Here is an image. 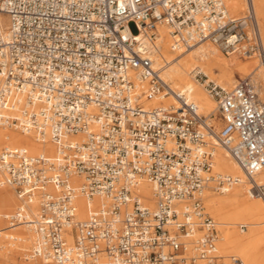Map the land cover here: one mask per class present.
I'll return each instance as SVG.
<instances>
[{"label": "built area", "instance_id": "1", "mask_svg": "<svg viewBox=\"0 0 264 264\" xmlns=\"http://www.w3.org/2000/svg\"><path fill=\"white\" fill-rule=\"evenodd\" d=\"M245 1L235 18L223 0H0L9 19L7 33L0 30V130L54 149L47 157L0 145V188L20 201L3 220L6 230L31 232L27 261L244 264L219 252L220 226L203 196L241 183L213 173L217 144L243 172L246 195L264 202V183L255 180L264 169L259 86L247 76L226 88L192 72L215 101L216 131L214 117L163 80L153 50L165 26L172 52L208 42L227 57L263 64L258 20ZM167 98L174 104L160 103ZM152 101L159 104L147 107ZM143 183L152 186L153 207L139 193Z\"/></svg>", "mask_w": 264, "mask_h": 264}, {"label": "bare ground", "instance_id": "2", "mask_svg": "<svg viewBox=\"0 0 264 264\" xmlns=\"http://www.w3.org/2000/svg\"><path fill=\"white\" fill-rule=\"evenodd\" d=\"M223 1H227V12L229 7L232 13L237 14L241 12L246 2L244 0ZM252 5L256 18L260 20V34L264 47V0H252ZM3 16L8 19L6 15L0 13V30L7 33L9 19L8 24H6ZM156 39L153 61L155 66L159 67L161 77L169 85L171 84L170 87L175 93L183 94L194 102L198 107L199 114H204L203 116L205 117H214L217 109L214 99L205 94L203 87L192 76L194 70L200 71L209 79H213L217 71V83L222 87L233 86L234 74H245L249 70L257 71L255 74L262 82L259 93L264 97V63L262 64L258 59L253 58L258 62L254 61L251 64L239 62V57L237 56L230 61H225L219 55V49L208 42L186 52H172L170 49L169 29L165 26L157 27ZM254 79L256 80V78ZM182 86L184 87L181 88ZM160 103L164 105L174 104V100L167 98L161 100ZM158 104L159 101H152L147 104V107H154ZM216 119L212 118L211 123L214 124L215 130L218 131L219 125L215 122ZM2 143L12 148L25 147L31 155L43 154L47 157H52L54 154V149L51 145L40 144L33 135H23L12 130H0V145ZM215 145L213 173L217 172L220 175L239 178L241 181L239 185L234 186L225 194L216 195L215 192L208 190L203 196L207 212L220 224V235L217 244L219 252L221 251L223 255L236 256L244 264H264V259L259 253L260 246L264 243V238L260 236L261 231L264 229V206L255 198H250L246 195V182L243 172L221 146ZM255 180L264 183V169L255 176ZM81 182V178L75 177L72 179V183L75 185H79ZM139 193L143 202L149 207H153L152 186L143 183ZM17 198L7 187L0 188V225L3 217L8 216L16 206L17 208L20 206H18ZM97 204V199L89 201L91 207H95ZM76 205L79 218L85 219L87 215L86 200L78 196ZM30 212H35L34 207L30 208ZM237 225H245L248 230L237 231ZM20 228H24L26 231ZM220 228L223 230L222 235ZM6 229L0 228V235L5 234L3 236L5 240L9 238L16 239L15 242H7V244L12 247L18 246L20 248L19 251L24 250V253H26L31 244V232L26 227H18L13 230ZM22 243H25L24 249L21 246ZM13 251L12 249L11 253ZM24 257H26V254H24ZM9 260L11 263L12 259L10 257ZM24 260L27 261L26 258Z\"/></svg>", "mask_w": 264, "mask_h": 264}, {"label": "rangeland", "instance_id": "3", "mask_svg": "<svg viewBox=\"0 0 264 264\" xmlns=\"http://www.w3.org/2000/svg\"><path fill=\"white\" fill-rule=\"evenodd\" d=\"M245 1V0H244ZM225 5L227 6V1H225ZM244 8L241 10V12H239L238 14L237 13H232V11H230V9H229V7H228V14L231 16V17H235V18H241L242 16H244V13H245V10H246V2H245V5L243 6ZM4 17V22L6 23V24H8V19L5 17V16H3ZM258 20V19H257ZM259 21L260 20H258V24H259V29L261 28V26H260V23H259ZM128 28H129V31L133 34V35H135L136 34V32H137V30H136V27H135V25L133 24V23H131V24H129L128 25ZM219 52V51H218ZM219 55L221 56V58L223 59V60H225V61H230V60H232V59H234V57L235 56H230V57H227V56H225V55H223L222 53H220L219 52ZM239 62H243L244 64H251V62H254V61H256V59H249V60H243V59H240L239 58V60H238ZM256 62H258V61H256ZM255 73H257V71H252V70H249L248 72H246L245 74H234L233 75V85H234V83H235V81L237 80V79H239V78H244V77H247V76H252L253 78H256V82H257V85L259 86V90H260V87H261V81L257 78V75L255 74ZM218 74V72L216 71V74L214 75V77H213V79H209V80H213V81H216L217 82V79H216V75ZM193 76V75H192ZM199 84H200V86H202L203 87V90L205 91V87H204V82L206 81V79L205 78H202V79H199V78H194ZM170 86H171V84H170ZM184 86H182L181 88H183ZM174 88V87H173ZM226 88H230V86H226ZM174 89H176V88H174ZM261 90H262V88H261ZM261 92V91H260ZM205 94H207V96H208V93L205 91ZM263 97V96H262ZM264 98V97H263ZM204 115V114H203ZM214 118H217L216 119V121L215 122H217L218 123V125H219V129H220V127H221V121L219 120V116H218V112L217 113H215V115H214ZM214 173H216V174H218L217 172H214ZM8 190L11 192V193H13V195L15 196V197H17L16 196V194H15V192L12 190V189H10V188H8ZM216 195H219V194H217V193H215ZM256 199V198H255ZM17 200H18V206L20 205V201H19V199L17 198ZM257 201H259V202H261V204H263V206H264V203L261 201V200H259V199H256ZM205 206V205H204ZM16 208H17V206L8 214V215H11V214H13L14 212H15V210H16ZM205 209H206V207H205ZM206 212H207V209H206ZM208 213V212H207ZM209 214V213H208ZM210 215V214H209ZM211 216V215H210ZM211 218H213L212 216H211ZM214 219V218H213ZM216 222H217V220L216 219H214ZM219 224V223H218ZM220 225V224H219ZM0 228H7V224H6V222L3 220L2 221V223H1V225H0ZM20 229H23V230H25L24 228H20ZM247 229V228H246ZM245 229V230H246ZM236 230L238 231L239 230V227H238V225L236 226ZM248 230V229H247ZM26 231V230H25ZM220 231H221V235H222V229L220 228ZM246 233H247V231H246ZM245 233V234H246ZM243 235H244V233H243ZM3 236H5V234H3V235H0V264H31L29 261H25L24 260V254H26V253H24V250L23 251H19L20 250V248L18 247V246H15V247H12V246H10V245H8L7 244V242L5 241V239L3 238ZM260 236L261 237H263L264 238V229L261 231V234H260ZM28 237H29V235H28ZM27 237V238H28ZM21 246L23 247V249L25 248V243H22L21 244ZM10 247V248H9ZM30 247V246H29ZM12 249L14 250L12 253H11V251H12ZM220 253H221V251H220ZM259 253H260V255H261V257H263V259H264V243L260 246V250H259ZM222 254V253H221ZM223 255V254H222ZM225 256H230V255H225ZM233 256V255H232ZM9 257L12 259L11 260V263H10V260H9Z\"/></svg>", "mask_w": 264, "mask_h": 264}]
</instances>
